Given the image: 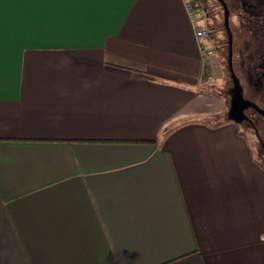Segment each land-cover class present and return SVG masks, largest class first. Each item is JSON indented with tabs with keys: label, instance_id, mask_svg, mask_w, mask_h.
Here are the masks:
<instances>
[{
	"label": "crops",
	"instance_id": "0c3cea01",
	"mask_svg": "<svg viewBox=\"0 0 264 264\" xmlns=\"http://www.w3.org/2000/svg\"><path fill=\"white\" fill-rule=\"evenodd\" d=\"M207 78L181 0H0V264H264V168Z\"/></svg>",
	"mask_w": 264,
	"mask_h": 264
},
{
	"label": "flooded vegetation",
	"instance_id": "af4514ba",
	"mask_svg": "<svg viewBox=\"0 0 264 264\" xmlns=\"http://www.w3.org/2000/svg\"><path fill=\"white\" fill-rule=\"evenodd\" d=\"M209 1L220 18L216 52L224 69L220 91L226 114L239 119L235 123L264 168V0Z\"/></svg>",
	"mask_w": 264,
	"mask_h": 264
},
{
	"label": "built area",
	"instance_id": "2783aa9c",
	"mask_svg": "<svg viewBox=\"0 0 264 264\" xmlns=\"http://www.w3.org/2000/svg\"><path fill=\"white\" fill-rule=\"evenodd\" d=\"M181 2L193 24L194 37L203 64V72L209 73L210 58L216 52V47L209 44V29L201 25V18L205 14V9L200 5L199 0H181ZM206 81L210 82L211 78H207Z\"/></svg>",
	"mask_w": 264,
	"mask_h": 264
},
{
	"label": "rangeland",
	"instance_id": "374dc122",
	"mask_svg": "<svg viewBox=\"0 0 264 264\" xmlns=\"http://www.w3.org/2000/svg\"><path fill=\"white\" fill-rule=\"evenodd\" d=\"M201 2L203 3L204 5V9H205V14H207V16H205V14L202 16V20L204 19V21L202 22V25L204 27H212L214 28V32H213V35L215 36V38H210L208 37L209 39V44L211 46H214L216 47L217 45V37L220 36L219 34V27L220 26V18L218 17V19H214L212 20V16L214 17L215 12H214V5L213 3H211L209 0H201ZM221 33V32H220ZM224 71V69H223ZM220 83H219V79L217 78H214V81L212 82H208L207 84H205L203 87H202V90L203 92H205L206 95H209V96H212V97H224V95L221 93L220 91ZM227 109V108H226ZM226 118V113H222V114H219V115H216V116H213V115H206L204 116L202 119L204 121H207V122H211V123H217L218 120L221 121V120H225ZM240 129H243L241 126H239Z\"/></svg>",
	"mask_w": 264,
	"mask_h": 264
},
{
	"label": "water",
	"instance_id": "95a60500",
	"mask_svg": "<svg viewBox=\"0 0 264 264\" xmlns=\"http://www.w3.org/2000/svg\"><path fill=\"white\" fill-rule=\"evenodd\" d=\"M225 26H226V28L228 29V24H227V18L225 19ZM212 29V27L210 28V30ZM228 31H229V29H228ZM233 75V74H232ZM233 77H234V75H233ZM229 118L232 120V121H234V122H238V118L237 117H235V116H233V115H230L229 116Z\"/></svg>",
	"mask_w": 264,
	"mask_h": 264
},
{
	"label": "trees",
	"instance_id": "16d2710c",
	"mask_svg": "<svg viewBox=\"0 0 264 264\" xmlns=\"http://www.w3.org/2000/svg\"><path fill=\"white\" fill-rule=\"evenodd\" d=\"M210 30V29H209ZM212 31V30H211Z\"/></svg>",
	"mask_w": 264,
	"mask_h": 264
}]
</instances>
